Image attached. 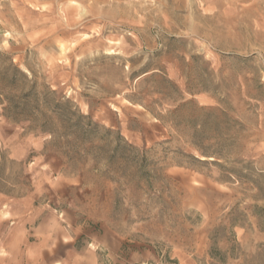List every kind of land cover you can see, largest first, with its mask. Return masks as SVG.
Segmentation results:
<instances>
[{
  "label": "rangeland",
  "instance_id": "1",
  "mask_svg": "<svg viewBox=\"0 0 264 264\" xmlns=\"http://www.w3.org/2000/svg\"><path fill=\"white\" fill-rule=\"evenodd\" d=\"M0 264H264V0H0Z\"/></svg>",
  "mask_w": 264,
  "mask_h": 264
}]
</instances>
